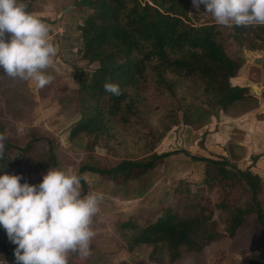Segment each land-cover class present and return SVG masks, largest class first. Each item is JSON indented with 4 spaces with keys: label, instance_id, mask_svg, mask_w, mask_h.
I'll use <instances>...</instances> for the list:
<instances>
[{
    "label": "trees",
    "instance_id": "1",
    "mask_svg": "<svg viewBox=\"0 0 264 264\" xmlns=\"http://www.w3.org/2000/svg\"><path fill=\"white\" fill-rule=\"evenodd\" d=\"M80 3L92 11L77 27L82 45L78 51L97 64L87 78L76 81L77 119L68 134L69 140L83 142L86 154L77 171L83 189L86 172L106 178L116 191L131 184L145 189L146 179L176 153L155 151L171 129L200 127L219 114L237 117L257 106V98L247 87L230 83L241 60L226 48L223 27L201 20L200 12L190 11L189 0ZM228 29L235 44L261 49L256 41L264 42V26ZM105 82L118 84L120 94L106 92ZM0 132H4L1 120ZM27 135L22 148L4 142L0 171L18 174L21 183L35 184L48 168H59L57 141L35 129ZM40 142L47 148L43 154L36 149ZM99 146L112 151L115 164H104L94 156ZM223 149L225 154L217 157L184 150L192 166L201 170L198 189L190 190L182 181L174 188L180 195L174 203L119 222L127 252L158 255L161 264H179L187 256L200 261L203 249L221 235L213 217L216 210L228 213L223 228L228 238L245 227L254 230L264 244L262 180L248 168L239 167L242 146L229 142ZM14 248L0 227V262L14 260ZM94 249L91 241L90 253ZM88 257L80 262L78 253H70L68 264H84Z\"/></svg>",
    "mask_w": 264,
    "mask_h": 264
},
{
    "label": "rangeland",
    "instance_id": "2",
    "mask_svg": "<svg viewBox=\"0 0 264 264\" xmlns=\"http://www.w3.org/2000/svg\"><path fill=\"white\" fill-rule=\"evenodd\" d=\"M23 2L28 12L40 17L48 24L49 39L57 47L58 52L53 58L51 67L47 69L53 75V79L44 88L38 89L32 81L13 79L0 73V120L4 125V133L7 135V140L18 148L25 146L28 140L27 134L31 129L47 135L57 141L55 153L59 159V168L78 171L79 164L86 154L83 150V142L81 139L71 141L68 138L70 126L77 119L73 99L77 90L76 81L87 78L97 64L89 62L78 51L82 45L77 27L83 24L92 10L83 6L80 0H23ZM189 7L191 12H200L201 20L215 22L210 14L204 12L202 4L197 10L189 0ZM228 28H222L224 44L228 51L241 61L244 60L245 51H260V49L250 50L235 44L229 35ZM8 36L9 34L5 33V40ZM247 43L245 42V45ZM256 43L262 49L264 42L257 40ZM252 93L253 96L257 95L256 91ZM220 115L224 114L218 116ZM259 124L258 127L256 126L257 130L260 128L259 132H264V125L262 122ZM182 127L184 126L179 125L176 129H171L156 144L155 151L158 153L169 151L176 153L168 156L169 161H166L165 167L158 166L150 180L146 179L148 183L145 184V189L144 187L136 189L131 184L122 191H116L106 178L90 172L83 174L86 188L83 189L81 186L82 194L103 193V200L93 218L92 227L95 236L92 242L95 249L84 264H119L121 262L161 264L162 259L158 255L143 254L142 250L133 254L127 252L125 250L127 243L120 235L118 224L132 214L141 213L147 216L163 206L174 203L180 198V195L174 193V188L182 181L190 185V190L198 189V184L202 179L201 170L192 166L193 163L186 156L187 150L183 149V146L188 147L189 143L184 145L179 142V131ZM203 136L205 137V133ZM236 136L241 137V134H236ZM195 147L190 146L188 153L201 156L197 154L201 150ZM36 149L38 153L43 154L47 148L45 143L40 142ZM211 153L214 157L218 156L213 151ZM93 154L104 164H115L116 162L112 151L104 147H96ZM262 185L264 189V181ZM261 199L264 200V193L261 194ZM213 217L217 224V231L221 235L203 249L200 255L202 260L198 261L196 257L187 256L179 264H194V262L220 264L224 260L232 259L235 254H244L264 247L258 234L250 228H240L233 238H228L223 231L228 217L226 211L216 210ZM79 260L82 262L84 257ZM0 264H17V261L14 258L9 262L2 261Z\"/></svg>",
    "mask_w": 264,
    "mask_h": 264
},
{
    "label": "clouds",
    "instance_id": "3",
    "mask_svg": "<svg viewBox=\"0 0 264 264\" xmlns=\"http://www.w3.org/2000/svg\"><path fill=\"white\" fill-rule=\"evenodd\" d=\"M199 10L223 27L264 26V0H191ZM49 26L26 10L23 0H0V73L36 88L48 85L47 71L57 55L49 39ZM5 33L8 39L5 40ZM104 90L120 94L116 83ZM7 135L0 132V158ZM18 174L0 171V227L15 245L17 264H68L69 254L90 255L95 236L93 218L103 200L102 192L82 194L77 171L48 168L35 184L21 183Z\"/></svg>",
    "mask_w": 264,
    "mask_h": 264
},
{
    "label": "crops",
    "instance_id": "4",
    "mask_svg": "<svg viewBox=\"0 0 264 264\" xmlns=\"http://www.w3.org/2000/svg\"><path fill=\"white\" fill-rule=\"evenodd\" d=\"M260 51L262 52L260 65H254L250 60H242L237 74L230 78L232 85L247 87L251 94L255 91L252 85L258 88L259 93L255 96L257 106L238 117L226 115L212 117L204 127H182L179 131V142L184 145L189 143L188 147L183 146L187 152L190 146H196L195 148L201 150L197 154L205 157H214L212 151L217 155H224V145L229 142L236 143L244 149L243 156L238 162L239 167L248 168L264 181V132H259L260 128L258 130L256 128L259 122L264 125V45ZM239 133L241 137L236 136ZM220 264H264V247L244 254H235L232 259L224 260Z\"/></svg>",
    "mask_w": 264,
    "mask_h": 264
},
{
    "label": "water",
    "instance_id": "5",
    "mask_svg": "<svg viewBox=\"0 0 264 264\" xmlns=\"http://www.w3.org/2000/svg\"><path fill=\"white\" fill-rule=\"evenodd\" d=\"M261 58H262V52L259 50L256 51H245L244 54V60H250L254 65H260L261 64ZM253 89L257 91V87L255 85H252Z\"/></svg>",
    "mask_w": 264,
    "mask_h": 264
},
{
    "label": "bare ground",
    "instance_id": "6",
    "mask_svg": "<svg viewBox=\"0 0 264 264\" xmlns=\"http://www.w3.org/2000/svg\"><path fill=\"white\" fill-rule=\"evenodd\" d=\"M256 92H257V94L259 93V90H258V88H257V91H256Z\"/></svg>",
    "mask_w": 264,
    "mask_h": 264
}]
</instances>
